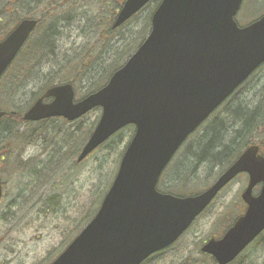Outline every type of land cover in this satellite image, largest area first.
Returning <instances> with one entry per match:
<instances>
[{"label": "water", "instance_id": "95a60500", "mask_svg": "<svg viewBox=\"0 0 264 264\" xmlns=\"http://www.w3.org/2000/svg\"><path fill=\"white\" fill-rule=\"evenodd\" d=\"M149 1L124 0L112 28ZM242 1L161 0L148 34L105 85L78 100L70 83L53 85L24 112V121H74L100 108L77 162L125 126H134L94 216L50 264H141L173 244L239 173L248 175L240 195L246 209L200 251L227 264L264 230V156L256 144L199 193L178 196L156 188L187 137L264 62V14L239 26L235 15ZM36 26V18H22L0 39V77ZM5 114L0 110V118Z\"/></svg>", "mask_w": 264, "mask_h": 264}, {"label": "rangeland", "instance_id": "374dc122", "mask_svg": "<svg viewBox=\"0 0 264 264\" xmlns=\"http://www.w3.org/2000/svg\"><path fill=\"white\" fill-rule=\"evenodd\" d=\"M64 1L56 0L57 3ZM83 6V0H80L78 2L79 12L83 10ZM263 13L264 0H243L235 15V21L239 26H244ZM140 19L141 15L133 19L132 26L135 27ZM76 25L78 24L72 23L69 27L63 28L61 40L64 41L65 47L90 39L88 31L85 30V37H83L81 26L77 27ZM120 35L123 36V31L120 32ZM1 86L0 104H4ZM31 88H34L33 84H31ZM83 92L84 89L75 88V100L81 98ZM30 100L28 94L17 95L13 99L15 105L6 106L5 110L24 109ZM262 102H264V64L210 115L199 127L196 135H192L185 141L162 173L158 183L159 189L163 190L174 185L177 190L184 192L182 194H187L200 192L209 186L217 177L212 178L210 175L219 174L218 167L211 171L207 168H199L190 174L193 181H181L183 172H188L193 165L192 154L200 153L205 142L201 135L206 128L211 129L212 125L219 127L221 120L223 122L221 129L225 134L227 128L234 124L233 117L231 113L229 114L233 106H254L256 103ZM0 109L3 110L1 106ZM99 115L100 109H93L81 117L77 123H70L65 127L72 129L75 125L81 124L80 127L90 125L97 121ZM44 125L40 123L26 126V124L16 122L1 121L0 136H7L8 141L12 143L14 139H23L20 136L16 137L17 132L26 133L32 131V128ZM52 130L55 129L48 128L47 137H37L29 145L26 142L22 143V140L19 142L14 140V143L18 144L21 149L20 159L24 162L32 159L29 164H36L38 168L35 171H29V165L14 167L7 158L0 161L2 171L0 176L3 186H5L4 204L2 203L0 206V214L6 203L11 204L13 201L12 209L9 207V203L6 207L10 213L2 212L7 218L4 219L0 215V264H49L84 227L85 221L90 219L83 221L89 207L95 206L94 213L99 207L103 195L111 185L118 169L121 159L120 152L124 151L131 134L130 128H124L84 161L71 168H68L66 163L62 169L45 179L40 175L46 174V172L40 174L38 172L41 167L48 164L50 159ZM53 138L59 140V137ZM62 138L67 141L71 140L62 136L61 142H64ZM13 150L16 151V148L13 147ZM10 152L13 153V151ZM8 155L9 153L5 156ZM247 181L246 174L234 178L174 244L156 253L143 264H212V260L200 252V246L211 236L218 237L221 230L231 223L240 207L243 208L244 204H242L240 194ZM258 190L259 186H256L253 194H256ZM257 241L242 253V260L235 264H264V233Z\"/></svg>", "mask_w": 264, "mask_h": 264}, {"label": "trees", "instance_id": "16d2710c", "mask_svg": "<svg viewBox=\"0 0 264 264\" xmlns=\"http://www.w3.org/2000/svg\"><path fill=\"white\" fill-rule=\"evenodd\" d=\"M79 1L65 0L63 3H57L56 0H0V39L22 18L37 19L35 30L0 78V84L4 85H0L3 89L4 104H0L3 110L6 106L15 105L13 99L17 95L28 94L31 100L24 109L21 108L23 110H15V108L5 110L6 115L0 118V122L23 124L22 122H25L22 120L23 113L52 85L70 83L74 89H84L82 97L105 85L110 75L126 61L148 34L151 15L160 0H151L137 14L117 28H112V23L124 0H83L84 8L80 12ZM139 15H141L140 21L135 27L132 26L133 19ZM72 23L81 26L83 37L87 30L90 39L65 47L64 41L61 40L63 28L69 27ZM121 31L123 36L120 35ZM31 84L34 88H31ZM230 113L234 124L227 128L225 134L221 129L222 120L219 127L212 125L211 129H205L201 135L205 142L200 153L192 154L193 165L188 172H183L181 181H193L190 174L199 168H207L211 171L218 167L219 173L222 172L233 163L245 147L252 143H257L261 153L264 154V102L256 103L254 106L236 105L232 107ZM77 121L67 122L57 117L49 118L33 123H43L44 126L32 128V131L26 133L17 132L16 137L20 136L23 139H14L15 142L22 140V143H28L35 141L37 137H47L48 128L55 129L52 130V137L50 136L52 147L50 159L48 164L41 167L38 172L40 174L45 171L46 174L43 173L40 176L47 179L62 169L66 163L68 168L78 164L75 160L76 156L91 134L96 121L83 127H80L81 124L75 125L72 129L65 127ZM30 123L27 122L26 126L32 125ZM124 128H130V139L134 132L133 126L127 125ZM198 129L189 137L196 135ZM121 130L99 147L104 146ZM62 136L71 140L62 138L64 142H61ZM53 137H59V140ZM13 142L10 144L13 145ZM121 153L123 151L120 152V156ZM15 157L12 152H9V155L4 158L10 160L15 167ZM31 161L32 159L25 162L20 159L19 164L21 167L29 165V171L33 172L38 167L35 163L29 164ZM217 175H210V177L215 178ZM174 187L170 185L161 191L175 195L193 194H182L184 192ZM91 207L85 213L83 221L93 216L95 206L93 205L90 209Z\"/></svg>", "mask_w": 264, "mask_h": 264}, {"label": "flooded vegetation", "instance_id": "af4514ba", "mask_svg": "<svg viewBox=\"0 0 264 264\" xmlns=\"http://www.w3.org/2000/svg\"><path fill=\"white\" fill-rule=\"evenodd\" d=\"M39 122H41V121H37V122H31L32 124L33 123H39ZM23 124H27V122L25 123V122H22ZM30 123V124H31ZM22 131V130H21ZM9 140V138L7 137V136H0V161H3L4 160V157H5V155L6 154H8L10 151H13V153L15 154V167H18V166H20V164H19V159H20V157H21V149H19L20 148V146L18 145V144H16V143H14L13 142V145H11L10 143H8V142H6V141H8ZM32 142L31 141H29L28 143H26L27 145H29V144H31ZM13 147H15L16 148V151L15 150H13ZM260 151V150H259ZM2 173V171H1V169H0V174ZM0 179H1V176H0ZM1 183H2V186H1V196H0V206H1V204L3 203L4 204V201H3V199H4V197H5V194H4V187L5 186H3L4 184H3V182H2V180H1ZM8 203L9 202H7L6 203V205H5V208H4V212H6V214H9L10 213V211H8L7 209H6V207H8ZM212 203V202H211ZM210 203V204H211ZM10 204V203H9ZM11 204H13V201H12V203ZM11 204L9 205V207H11V209H12V206H11ZM210 204L207 206V208L210 206ZM242 204H244L243 205V208L242 207H240V209L238 210V212L235 214V217L232 219V221H231V223L224 229V230H221V234L218 236V237H216V235L215 236H211L210 238H219V237H221L224 233H225V231L234 223V221L240 216V215H242L243 213H244V211H245V209H246V204L242 201ZM1 208V207H0ZM206 208V209H207ZM205 209V210H206ZM204 210V211H205ZM2 211V212H3ZM203 211V212H204ZM2 212H1V217H3L4 219L5 218H7V216H4L3 214H2ZM5 214V215H6ZM263 233H264V231H263ZM261 235H263L262 233H261ZM260 235V236H261ZM260 236H258V237H256L251 243H249L246 247H245V249H243L231 262H229V263H227V264H235L236 262H238V261H241L242 259H241V256H242V253L246 250V249H248V248H250L253 244H255V242L260 238ZM258 242V241H257ZM206 256H208V258H210L211 260H212V264H217V262L215 261V259L211 256V255H209V254H205Z\"/></svg>", "mask_w": 264, "mask_h": 264}]
</instances>
